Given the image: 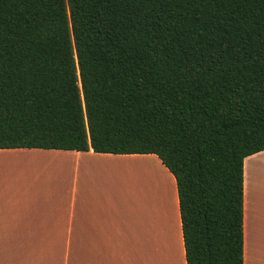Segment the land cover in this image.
<instances>
[{
    "label": "trees",
    "instance_id": "1",
    "mask_svg": "<svg viewBox=\"0 0 264 264\" xmlns=\"http://www.w3.org/2000/svg\"><path fill=\"white\" fill-rule=\"evenodd\" d=\"M155 154L187 264H245L264 151V0H0V150Z\"/></svg>",
    "mask_w": 264,
    "mask_h": 264
},
{
    "label": "crops",
    "instance_id": "2",
    "mask_svg": "<svg viewBox=\"0 0 264 264\" xmlns=\"http://www.w3.org/2000/svg\"><path fill=\"white\" fill-rule=\"evenodd\" d=\"M29 150L72 159L82 180L69 199L0 198V264H187L177 184L158 156L37 149L0 150V156ZM260 153L244 162L245 264H264V186L253 182L252 171ZM144 160L165 172L171 201L137 199L134 207L113 196L112 170Z\"/></svg>",
    "mask_w": 264,
    "mask_h": 264
},
{
    "label": "rangeland",
    "instance_id": "3",
    "mask_svg": "<svg viewBox=\"0 0 264 264\" xmlns=\"http://www.w3.org/2000/svg\"><path fill=\"white\" fill-rule=\"evenodd\" d=\"M42 153L37 154L29 150L0 156V198H33V201H41V199L59 200L72 197L77 180H82L77 179L75 161L71 162L72 159H70L69 162L64 163L61 158ZM252 164H254L253 182L264 186V152L255 156ZM123 167L112 170V176L115 179L114 197L131 199L134 207L137 199L142 201L148 199L155 201L154 198H160V201L161 199L162 201L172 200L171 191L169 194L166 191L165 172L159 165L144 160L125 164ZM258 172L263 173L261 178ZM78 176L81 177L80 174ZM11 184L14 191L7 190ZM80 185L81 182L78 186ZM24 190L28 192H23ZM173 215V211H170L169 217L171 218L169 219L174 220Z\"/></svg>",
    "mask_w": 264,
    "mask_h": 264
}]
</instances>
